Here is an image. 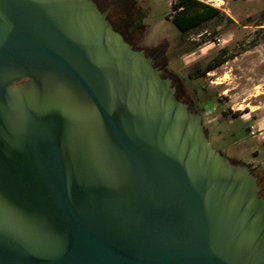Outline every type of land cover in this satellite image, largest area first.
I'll list each match as a JSON object with an SVG mask.
<instances>
[{
    "label": "water",
    "instance_id": "1",
    "mask_svg": "<svg viewBox=\"0 0 264 264\" xmlns=\"http://www.w3.org/2000/svg\"><path fill=\"white\" fill-rule=\"evenodd\" d=\"M94 0H0V264H264V197Z\"/></svg>",
    "mask_w": 264,
    "mask_h": 264
},
{
    "label": "rangeland",
    "instance_id": "2",
    "mask_svg": "<svg viewBox=\"0 0 264 264\" xmlns=\"http://www.w3.org/2000/svg\"><path fill=\"white\" fill-rule=\"evenodd\" d=\"M98 1L103 9L111 6L115 26L152 55L180 87L182 101L202 114L213 146L258 176L264 197V0H201L218 7L219 16L183 34L171 20L176 0ZM141 10L143 24L129 31ZM194 42L200 45L192 49Z\"/></svg>",
    "mask_w": 264,
    "mask_h": 264
},
{
    "label": "trees",
    "instance_id": "3",
    "mask_svg": "<svg viewBox=\"0 0 264 264\" xmlns=\"http://www.w3.org/2000/svg\"><path fill=\"white\" fill-rule=\"evenodd\" d=\"M172 10H173V13L171 15V20L174 23V25L181 31V34L186 33L189 30L194 29L196 27H199L206 21L219 16L221 12V10L218 7L205 3L201 0H176L172 4ZM145 16L146 14L144 11L142 10L139 11L136 17L134 18V25L128 28L129 31H131L133 27L135 28L136 26L142 25L143 18ZM108 19L111 21L114 28L118 30L124 36L125 40L132 44L131 40L126 36L125 32H123L122 30H119L115 26L110 15H108ZM199 45H200L199 42H194V46L192 49L197 48ZM133 47L136 48L134 45ZM220 62L221 61L207 63L203 68L197 69V72H198L197 75L201 76V75L206 74L210 70H213L218 64H220ZM196 93H197V90L195 88L194 95L193 97H191L192 102L195 104L199 100ZM176 96L180 100L183 99L181 96V91H180L179 86L177 87ZM199 111L202 112V108H200ZM224 114L227 115L228 113L224 111Z\"/></svg>",
    "mask_w": 264,
    "mask_h": 264
},
{
    "label": "flooded vegetation",
    "instance_id": "4",
    "mask_svg": "<svg viewBox=\"0 0 264 264\" xmlns=\"http://www.w3.org/2000/svg\"><path fill=\"white\" fill-rule=\"evenodd\" d=\"M96 3H97V5H98V7L101 9V10H106V9H110L111 8V6L110 7H108V8H106V9H103V7L101 6V4L99 3V1L98 0H94ZM108 15H109V12H108ZM108 15H107V17H108ZM149 56H150V54L149 53H147ZM151 57H152V55H151ZM153 58V57H152ZM154 59V58H153ZM155 61V60H154ZM155 65L156 66H158V67H160L161 65L160 64H156V61H155ZM167 76L168 77H170V75L169 74H167ZM174 83V82H173ZM176 84V83H175ZM187 102H189L190 103V106H191V108L193 109V107H192V105H191V102L190 101H187Z\"/></svg>",
    "mask_w": 264,
    "mask_h": 264
}]
</instances>
